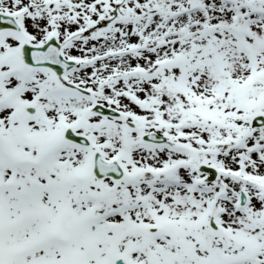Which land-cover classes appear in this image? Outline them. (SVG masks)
Listing matches in <instances>:
<instances>
[{"label":"snow or ice","instance_id":"1","mask_svg":"<svg viewBox=\"0 0 264 264\" xmlns=\"http://www.w3.org/2000/svg\"><path fill=\"white\" fill-rule=\"evenodd\" d=\"M0 264H264V0H0Z\"/></svg>","mask_w":264,"mask_h":264}]
</instances>
